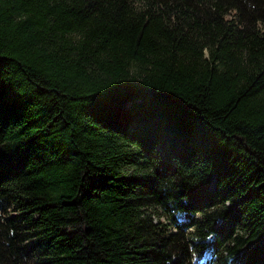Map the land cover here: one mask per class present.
Listing matches in <instances>:
<instances>
[{"label": "trees", "instance_id": "16d2710c", "mask_svg": "<svg viewBox=\"0 0 264 264\" xmlns=\"http://www.w3.org/2000/svg\"><path fill=\"white\" fill-rule=\"evenodd\" d=\"M201 260L264 264V0H0V264Z\"/></svg>", "mask_w": 264, "mask_h": 264}]
</instances>
